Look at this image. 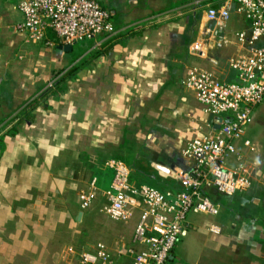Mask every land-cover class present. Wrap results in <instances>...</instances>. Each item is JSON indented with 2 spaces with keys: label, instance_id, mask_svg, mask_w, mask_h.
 Listing matches in <instances>:
<instances>
[{
  "label": "crops",
  "instance_id": "0c3cea01",
  "mask_svg": "<svg viewBox=\"0 0 264 264\" xmlns=\"http://www.w3.org/2000/svg\"><path fill=\"white\" fill-rule=\"evenodd\" d=\"M220 3L102 0L114 32L65 51L64 44L26 43L14 28L23 20L17 0H0V264H80L78 255L99 244L118 264L131 263L118 250L131 246L141 209L116 223L101 212L110 165L125 164L134 189L183 190L173 173H190L194 163L182 150L196 137H215L229 117L206 114L182 81L199 69L237 83L229 61L247 50L234 35L249 34L250 23L232 3L230 45L208 57L191 53L203 9ZM82 63L60 93L38 101ZM233 144L227 167L240 157L250 186L232 196L208 189L218 215L190 214L166 264H264V102ZM94 180L96 198L82 209L80 195Z\"/></svg>",
  "mask_w": 264,
  "mask_h": 264
},
{
  "label": "built area",
  "instance_id": "2783aa9c",
  "mask_svg": "<svg viewBox=\"0 0 264 264\" xmlns=\"http://www.w3.org/2000/svg\"><path fill=\"white\" fill-rule=\"evenodd\" d=\"M209 1V0H206ZM203 9L200 35L191 46L197 57H208L209 50L225 49L231 41L226 32L232 16V3L250 23V32L235 33L236 41L247 48L246 53L231 58L229 67L237 73V83H224L213 74L192 69L182 85L193 92L206 114L229 117L222 122L215 137H196L182 150L194 167L190 173L175 171L182 191L162 193L143 186H130L129 168L112 162L114 178L106 192L107 203L101 212L114 222L128 218L130 208H140L141 216L131 246H122L119 256H127L130 264H166L174 251L190 214L217 216L219 207L206 196L208 189L232 196L250 186L246 167L238 157L234 169L227 167L239 140L251 123L254 110L264 102V0H220ZM23 20L15 29L25 34L30 44L74 45L99 35H111L114 30L102 0H18ZM55 38L52 40L49 35ZM53 82L48 85L51 88ZM247 147L250 144L246 143ZM95 180L88 192L80 195L82 209H88L96 198ZM136 196L140 200L136 199ZM80 264H118L112 252L99 244L93 252L78 255Z\"/></svg>",
  "mask_w": 264,
  "mask_h": 264
},
{
  "label": "trees",
  "instance_id": "16d2710c",
  "mask_svg": "<svg viewBox=\"0 0 264 264\" xmlns=\"http://www.w3.org/2000/svg\"><path fill=\"white\" fill-rule=\"evenodd\" d=\"M98 54H94L91 58H95L97 57ZM85 64V62H83ZM78 65L76 67H73L70 71H68L67 73H65L64 75H62L59 79H57L51 88L47 87L46 91L43 93L42 97L38 99V101H42L44 100L46 97H48L49 95L55 94V93H60L63 89V83L67 81V79L72 78L75 73L83 67L84 64ZM37 100H35L34 102H32L26 109L25 111H30L32 110L37 102Z\"/></svg>",
  "mask_w": 264,
  "mask_h": 264
},
{
  "label": "water",
  "instance_id": "95a60500",
  "mask_svg": "<svg viewBox=\"0 0 264 264\" xmlns=\"http://www.w3.org/2000/svg\"><path fill=\"white\" fill-rule=\"evenodd\" d=\"M60 48L63 49V50H65V51H68V50H71L72 49V45H63Z\"/></svg>",
  "mask_w": 264,
  "mask_h": 264
},
{
  "label": "rangeland",
  "instance_id": "374dc122",
  "mask_svg": "<svg viewBox=\"0 0 264 264\" xmlns=\"http://www.w3.org/2000/svg\"><path fill=\"white\" fill-rule=\"evenodd\" d=\"M17 2H18V0H17ZM105 217H106V216H105ZM106 218H107V217H106ZM108 219H109V218H108ZM109 221H112V220L109 219ZM112 222H114V221H112ZM114 223H116V222H114Z\"/></svg>",
  "mask_w": 264,
  "mask_h": 264
}]
</instances>
